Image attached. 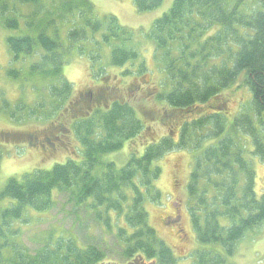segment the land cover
I'll return each instance as SVG.
<instances>
[{"label": "trees", "instance_id": "16d2710c", "mask_svg": "<svg viewBox=\"0 0 264 264\" xmlns=\"http://www.w3.org/2000/svg\"><path fill=\"white\" fill-rule=\"evenodd\" d=\"M164 2L133 0L139 13ZM0 32L8 54L0 70L20 93L13 102L0 91V116L16 126L51 123L50 137L34 148L61 147L63 127L74 140L65 162L11 177L0 190V264H114L101 245L71 234L50 235L35 251L24 244L28 216L52 211L60 196L115 240L125 264H178L146 207L162 206L157 162L174 152L190 154L182 202L196 238L189 264H231L247 238L261 237L255 161L264 166V0H175L148 30L100 15L91 0H0ZM145 43L154 47L161 75L154 97L169 133L138 146L147 126L132 104L102 105L91 93L75 99L64 68L79 55L106 87L111 68L141 78L149 73ZM235 88L250 101L231 115L224 94ZM11 136L22 144L27 135ZM126 144L125 156H115Z\"/></svg>", "mask_w": 264, "mask_h": 264}, {"label": "rangeland", "instance_id": "374dc122", "mask_svg": "<svg viewBox=\"0 0 264 264\" xmlns=\"http://www.w3.org/2000/svg\"><path fill=\"white\" fill-rule=\"evenodd\" d=\"M91 1L100 15H113L121 25L134 30H148L156 19L172 7L175 0H165L161 7L150 13H139L133 0ZM88 43V50L93 51L95 49L94 42ZM103 49L101 55L104 60L109 52L106 48ZM143 51L149 73L141 78L135 76L123 78L120 76V69L111 68L105 73V76L108 74L109 77L108 88L99 83L97 79H93L90 62L86 57L79 55L72 57L64 68L65 78L73 84L75 99L80 98L83 94L91 93L92 98L96 97V102L102 105L110 104L116 100H126L132 104L138 114L144 118V123L147 126L145 137L137 141L138 146H141L144 140L146 143L153 139L159 140L169 133V125L165 126L163 123L162 114L165 107L154 97L155 83L161 79L153 60L154 47L152 44L145 43ZM7 61L8 54L3 43V32H0V67H5ZM0 91H5L7 97L13 102L20 95L18 87L5 79L1 70ZM151 92H153L152 96ZM99 93L103 94L101 99L98 97ZM224 96L228 104L226 108L231 115L248 105L250 101V95L245 89H229ZM27 99V103L34 100L32 95ZM50 124L31 123L25 126H16L0 116V190L11 177L21 176L35 169L50 170L54 164L66 161L73 151L72 144L74 142L72 133L69 134L66 127L60 131L64 137L61 147L47 149L39 146L34 148V143L43 145L50 137L48 133H44ZM67 127H70L69 123ZM62 133L58 136L60 137ZM20 134L27 136L21 137L24 139V143L17 144L18 141H14L11 135ZM5 136L6 139H4ZM51 141H55V138L53 137ZM129 147L126 144L122 152L120 151L115 156H125ZM157 163L163 170L158 183V188L163 194V201L161 207L149 202L146 204L150 225L173 249L178 258V264H189L191 254L196 248V238L189 216L183 212L182 202L185 200V190L189 179L190 154L174 152ZM255 170L256 190L259 195V192L264 191V166L258 160L255 161ZM57 203L58 205L52 211L30 214L28 216L29 225L21 227L22 241L31 251L38 250L45 245L50 235L56 238L60 235L71 234L79 237L84 243L101 245L107 250L109 259L114 264H125L118 255L119 248L112 237L107 238L101 228L92 223L85 213L67 205L63 196L57 199ZM176 213L181 217H176ZM248 239L240 246L231 264H264V228L259 239L256 241Z\"/></svg>", "mask_w": 264, "mask_h": 264}]
</instances>
